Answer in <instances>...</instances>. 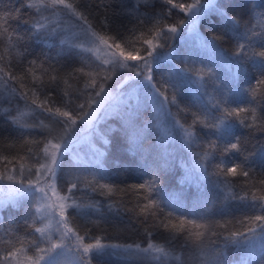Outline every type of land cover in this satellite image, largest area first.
<instances>
[{"label":"snow or ice","instance_id":"snow-or-ice-1","mask_svg":"<svg viewBox=\"0 0 264 264\" xmlns=\"http://www.w3.org/2000/svg\"><path fill=\"white\" fill-rule=\"evenodd\" d=\"M152 2L135 0L128 7L124 0H16L3 7L0 0V104L8 105L0 113L14 133L0 135V208L27 205L23 235L21 224L0 221V264H93L106 249L119 250L127 264H229V245L243 253L231 264H264V160L257 171L247 151L250 138L264 150V26L258 31L250 14L246 19L222 0H159L163 7L151 16L139 11ZM172 10L184 16L163 23ZM210 11L221 28L202 33L197 25ZM185 33L192 51L181 67L169 41ZM30 41L54 42L56 55H37ZM162 49L170 67L167 79L158 80L153 73ZM93 51H103L104 58L93 59ZM200 52L227 68L226 83L209 64L196 66ZM186 84L198 86L199 95L182 106L178 96ZM175 128L189 151L200 149L194 155L201 178L215 177L223 192L218 214L208 209L177 215L178 209L166 211L159 202L160 179L173 163ZM82 144L88 153L79 151ZM115 147L127 154L125 163L138 158L151 169L146 184L121 189L111 183L104 163ZM120 193L141 194L130 210L146 246L138 239L102 243L90 235L93 229L128 232V225L91 218L75 223L87 216L84 209L100 212L94 196ZM230 202L246 211L234 215ZM53 222L58 239L47 230ZM153 236L160 242L153 243Z\"/></svg>","mask_w":264,"mask_h":264},{"label":"trees","instance_id":"trees-1","mask_svg":"<svg viewBox=\"0 0 264 264\" xmlns=\"http://www.w3.org/2000/svg\"><path fill=\"white\" fill-rule=\"evenodd\" d=\"M188 2L190 3L192 0H188ZM201 2H203V0H201ZM216 2L219 4L221 0H216ZM222 2L230 5L232 7V11L234 12L246 13V19L248 14H250L252 18V24L257 28L258 31L260 30L261 26H264V16L260 15L261 13H264V0H222ZM124 3L128 7H131L135 4V0H124ZM15 4L16 0H2L3 7H9ZM160 7H163V5L159 4V0H153L152 4H150L148 7H141L139 11L145 16H151L153 14V10L155 9V11L158 12ZM172 11L175 14L168 21H164L163 23H174L176 20H179L182 16H184L183 13H178L177 10ZM25 18H27V13H25ZM120 22L121 21H117V23ZM218 22H220V17L214 12L210 11L207 17L201 18L197 28L202 33L212 32L213 30L218 31L221 28V25H219ZM123 23H127V20L124 19ZM19 27L21 30H25L27 26L21 24ZM229 36H231V32H229ZM29 43L32 44V49L37 55H39L41 52H44L49 56H55L58 50L55 46V43L52 41H30ZM46 43L52 44L53 46L46 47ZM83 43L84 46L87 47V40H83ZM130 46L138 45L133 44ZM231 46L234 45H229L227 43L223 45L224 48H229ZM169 47L175 48L177 50L178 54L176 55L175 62L178 63L179 66L185 67L186 65L183 63V58L186 54L192 51L191 41L188 39L187 33H185L183 39L180 38L179 34H177L176 39L169 41ZM2 50V47H0V51ZM158 51L161 52L160 64L158 66H154L153 74L158 80H163L167 79L168 69L170 67L169 62L164 59V57L168 55V51L167 49ZM90 55L93 59H96L97 57L100 59L104 58L103 51H93L90 53ZM194 60L197 67L202 66L201 61H203L204 64H209L215 69L218 79L224 83L227 82L228 70L220 63L218 58L213 57L209 53L200 52L194 57ZM118 71L125 70L119 69ZM135 80L136 78L133 77V79L130 80L125 87L128 90H131ZM213 88V82L209 80L207 85L208 92L211 93ZM217 94H219V90H217ZM137 95L143 98L144 93L143 91H140L137 93ZM197 95H199L198 86L186 84L180 89L178 99L181 100L182 106L185 104L191 105L193 98ZM204 99L206 100L207 97H204ZM130 102L135 103V100L133 99ZM3 107H8L6 102L4 104H0V108ZM150 111L151 105L145 109L146 113ZM175 111V108H173V112ZM183 117L184 114H181V122H183ZM109 123H115V121L110 120ZM166 123H168V126H171L170 121H166ZM237 132L241 135L246 134V130L240 128L239 126H237ZM173 134L176 136V140L170 145L169 149L172 153L171 160L173 163L170 169L160 179V189H157V191L160 192V196L158 197L159 202L165 207L166 211L173 208L178 209L176 212L177 215L182 214L190 216L193 211L204 213L208 209H212L213 212L218 214L221 207L220 201L222 200L223 192L216 187L215 177L209 175L201 178L202 173L197 167V160L199 157L194 155V153L200 151V149L193 146L192 150L189 151V149L184 146L183 140L180 138L181 134L178 128L173 130ZM0 135L9 137L14 135L13 130L9 125V121L2 113H0ZM79 151L84 154L88 153V145H80ZM247 151L251 154V167L259 171L262 160H264V157L261 156V151L264 150L260 149V144L257 143L255 139L250 138L247 143ZM125 155L127 154L124 153L122 149L115 147L112 149L111 155L106 157L104 167L109 171L111 183L121 189L139 186L140 184H146L151 178V169L141 164L138 158H130L129 161L125 163L123 160ZM230 156L237 161H242V156L239 154L232 153ZM228 158L229 157H225V159ZM117 160L121 161L119 167H117L115 163ZM186 176H190V179L184 180ZM182 180L183 182H181ZM139 195L141 194L120 193L117 196L108 199L98 195L94 196L93 198L100 203V212H96L95 209H84L83 211L87 214V216L84 218L77 217L75 223L77 225H82L87 218H91L93 220H108L122 226L128 225L131 229L128 232L117 233L113 228H109L107 232H103L99 229H93L90 235L102 237V243L123 244L126 242L131 243L132 240L138 239L139 241H143L144 245L146 246L147 241L145 240L144 236L141 234L139 238L137 237L136 232L139 230L140 226L135 223V215L130 210L134 207ZM109 204L112 205V208L108 207ZM26 207L27 205L15 207L6 205L3 208H0V221H2L5 226H7L10 222L21 224L19 231L20 234L23 235L25 229L22 226L21 218L24 216ZM228 207L231 208V211L236 216H239L244 211H246V209H242L236 202H230ZM54 224L55 223L53 222L51 226L47 228L49 232L53 231ZM45 225H47V220H45L44 223L39 226L44 227ZM151 240L153 243L160 242L155 236L151 237ZM226 251L229 264H231L232 261L238 260L239 257L243 255L242 251L234 245H229ZM93 264H127V261L124 259L119 250L106 249L102 255L97 256V258L93 261ZM253 264H255V262H253Z\"/></svg>","mask_w":264,"mask_h":264},{"label":"rangeland","instance_id":"rangeland-1","mask_svg":"<svg viewBox=\"0 0 264 264\" xmlns=\"http://www.w3.org/2000/svg\"><path fill=\"white\" fill-rule=\"evenodd\" d=\"M50 226H51V225H50ZM53 227H54V228H53V231H52L51 233L53 234V237H54V238H57V239H58V237H59V233L56 232V225L54 224ZM51 229H52V227H51Z\"/></svg>","mask_w":264,"mask_h":264}]
</instances>
